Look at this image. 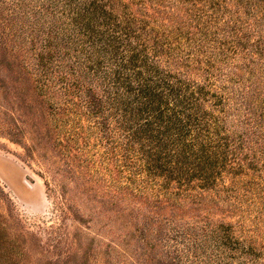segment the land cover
Wrapping results in <instances>:
<instances>
[{
	"label": "rangeland",
	"instance_id": "obj_1",
	"mask_svg": "<svg viewBox=\"0 0 264 264\" xmlns=\"http://www.w3.org/2000/svg\"><path fill=\"white\" fill-rule=\"evenodd\" d=\"M108 1L114 3L99 5L109 8ZM115 1L127 4L140 35L165 36L160 27L188 21V9L212 12L202 7L206 0L194 7L193 0ZM219 1L226 0L213 3ZM238 1L228 0L226 11L215 14L222 25L218 39L234 46L220 66L225 73L240 68L245 85L239 88L251 93L244 100L256 103L264 101V0ZM31 2L0 0V264H248L254 257L237 241L262 250L264 263V214L257 218L256 207L244 203L232 208L223 182L213 189H201L196 180L167 185L141 170L140 161L123 158L122 111L101 98L99 80L78 77L77 69L72 74L85 54L52 13ZM238 39L247 50L235 48ZM258 45L263 51L255 53ZM218 47L214 43L213 52ZM93 95L103 101L96 108ZM176 233L185 235L190 254Z\"/></svg>",
	"mask_w": 264,
	"mask_h": 264
},
{
	"label": "trees",
	"instance_id": "obj_2",
	"mask_svg": "<svg viewBox=\"0 0 264 264\" xmlns=\"http://www.w3.org/2000/svg\"><path fill=\"white\" fill-rule=\"evenodd\" d=\"M213 1L206 0L202 6L212 10L210 15L203 9H188L184 11L188 21H173L175 27L162 25L160 28L170 34L165 36L140 35L123 1L122 7L115 0L108 1L109 8L99 5L100 0H90L89 4L83 0H32L30 5L52 13L69 32L68 39L76 41L85 54L83 61L78 59L69 69L72 74L77 69L78 77L99 80L104 93L101 98L110 110L122 111L124 159L140 161L141 170L165 179V184L173 181L188 187L196 180L201 189H213L221 181V192L232 208L238 211L242 203L249 208L252 205L259 218L264 214V107L260 105L259 109L258 104L264 101L245 102L244 97L251 93L246 95L248 86L239 88L245 85L236 74L240 68L229 73L221 68L227 61L223 53L234 46L217 37V28L222 25L215 14L226 11L228 0L218 2L225 3L223 6ZM215 5L217 10L213 9ZM255 14L256 10L251 17L256 19ZM232 20L223 23L228 26ZM96 25L101 28L96 29ZM214 43L219 45L217 52H213ZM239 43L240 39L235 48L247 50ZM256 47L255 53L263 51L262 46ZM211 77L220 78L221 84H211ZM101 98L91 96V107L103 102ZM129 153L135 157H129ZM226 176L227 181H223ZM175 238L184 240L185 235L176 233ZM236 243L241 252L254 257L248 264H264L259 262L262 250ZM180 244L184 253H191L187 247L190 243L184 240ZM214 246H219L217 239ZM191 249L198 248L193 244Z\"/></svg>",
	"mask_w": 264,
	"mask_h": 264
}]
</instances>
